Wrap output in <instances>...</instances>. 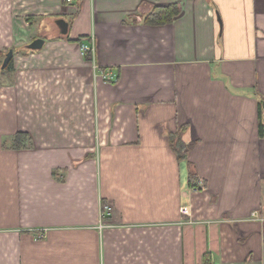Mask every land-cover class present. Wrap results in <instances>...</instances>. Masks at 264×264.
<instances>
[{
	"label": "crops",
	"instance_id": "1",
	"mask_svg": "<svg viewBox=\"0 0 264 264\" xmlns=\"http://www.w3.org/2000/svg\"><path fill=\"white\" fill-rule=\"evenodd\" d=\"M44 32L0 82V264H264V0H0V52Z\"/></svg>",
	"mask_w": 264,
	"mask_h": 264
},
{
	"label": "trees",
	"instance_id": "2",
	"mask_svg": "<svg viewBox=\"0 0 264 264\" xmlns=\"http://www.w3.org/2000/svg\"><path fill=\"white\" fill-rule=\"evenodd\" d=\"M181 8L179 5L169 6V7H154L148 17L145 19V23L149 26H165L173 22V20L180 14ZM4 53L0 52V56H4ZM13 58L8 63L4 70L11 69V63ZM262 126V124H261ZM262 128V127H261ZM189 130L188 126H182L177 134L171 137V144L173 152L176 154L179 163L187 161L188 155L191 152L194 144H187L183 136ZM262 132V129H261ZM12 149H30L33 148L32 140L27 133H18L12 140ZM196 176L190 173L189 184L194 188L197 186ZM208 264V262H206Z\"/></svg>",
	"mask_w": 264,
	"mask_h": 264
},
{
	"label": "rangeland",
	"instance_id": "3",
	"mask_svg": "<svg viewBox=\"0 0 264 264\" xmlns=\"http://www.w3.org/2000/svg\"><path fill=\"white\" fill-rule=\"evenodd\" d=\"M36 24L37 23H33V27H32V23L30 24V27H32L34 32L37 31ZM40 37L45 39L49 43L51 41H58L61 39V38L56 39V38L50 37L49 35L45 34V32L42 33V35L33 34L31 37L29 36V37H24V38H18L16 45L11 47V49L14 51L15 57L13 56L14 59L12 60V63H11L12 68L9 70L3 69V62L9 50L1 51V53L2 52L4 53L3 57L0 56V82L2 86H4V84H12V85L20 84L19 90L23 92L25 91L26 88L31 86V78H30L31 73H29L27 69L29 67L28 66L29 61L27 58L30 56V54H34V52L27 50L26 46L33 40L38 39ZM9 92H10L9 89L8 90L4 89V91H0V94L8 95Z\"/></svg>",
	"mask_w": 264,
	"mask_h": 264
},
{
	"label": "water",
	"instance_id": "4",
	"mask_svg": "<svg viewBox=\"0 0 264 264\" xmlns=\"http://www.w3.org/2000/svg\"><path fill=\"white\" fill-rule=\"evenodd\" d=\"M59 23L63 24L62 27H64V29H65L64 34H66L67 33L68 24L65 21H59ZM45 41L46 40L43 39V38H38V39L34 40L28 46V49L31 50V51H39V50H41L44 47ZM13 56H14V51L10 50L7 53V55H6V58H5L4 63H3V67H6L8 65V63L11 61Z\"/></svg>",
	"mask_w": 264,
	"mask_h": 264
},
{
	"label": "built area",
	"instance_id": "5",
	"mask_svg": "<svg viewBox=\"0 0 264 264\" xmlns=\"http://www.w3.org/2000/svg\"><path fill=\"white\" fill-rule=\"evenodd\" d=\"M83 51L84 52H90L92 50H91V47H89V46H83ZM109 79H111V78H109ZM111 81H112V79H111ZM193 192H198V190L193 189ZM110 212H111V207L110 206L105 207V210L103 212V217H106V215H109Z\"/></svg>",
	"mask_w": 264,
	"mask_h": 264
}]
</instances>
